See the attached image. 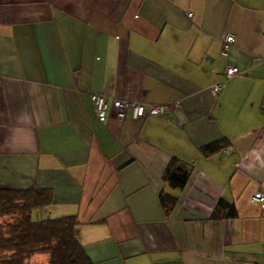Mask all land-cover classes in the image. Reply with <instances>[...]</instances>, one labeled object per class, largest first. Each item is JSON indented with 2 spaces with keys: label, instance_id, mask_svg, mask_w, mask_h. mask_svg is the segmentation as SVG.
Masks as SVG:
<instances>
[{
  "label": "crops",
  "instance_id": "crops-1",
  "mask_svg": "<svg viewBox=\"0 0 264 264\" xmlns=\"http://www.w3.org/2000/svg\"><path fill=\"white\" fill-rule=\"evenodd\" d=\"M93 93L169 109L99 122ZM0 187L51 190L32 219L74 216L95 264H264V0H0Z\"/></svg>",
  "mask_w": 264,
  "mask_h": 264
},
{
  "label": "trees",
  "instance_id": "trees-1",
  "mask_svg": "<svg viewBox=\"0 0 264 264\" xmlns=\"http://www.w3.org/2000/svg\"><path fill=\"white\" fill-rule=\"evenodd\" d=\"M226 146L223 139L201 147L209 157ZM162 179L172 189H183L188 173L176 158L168 162ZM49 189H12L0 187V264H95L75 235L78 221L74 216L34 221L32 212L53 202ZM166 211L172 204L160 196ZM232 204L220 200L212 213L213 219L234 218Z\"/></svg>",
  "mask_w": 264,
  "mask_h": 264
},
{
  "label": "built area",
  "instance_id": "built-area-1",
  "mask_svg": "<svg viewBox=\"0 0 264 264\" xmlns=\"http://www.w3.org/2000/svg\"><path fill=\"white\" fill-rule=\"evenodd\" d=\"M234 41V36L231 33H226L222 37L220 54L223 57L227 56L228 51L234 44ZM238 74V69L236 67L228 66L226 68V78H233ZM221 89V84H215L211 87V93L213 95H218ZM90 99L99 122H105L110 114H113L119 121H124L126 119L139 120L148 116L159 117L165 114L169 109L166 106L145 107L142 104L123 99H114L109 102L108 98L104 94L93 93L90 95ZM175 106H178V103H176ZM251 201L258 203L261 208H264V193L260 190H256L251 197Z\"/></svg>",
  "mask_w": 264,
  "mask_h": 264
},
{
  "label": "rangeland",
  "instance_id": "rangeland-1",
  "mask_svg": "<svg viewBox=\"0 0 264 264\" xmlns=\"http://www.w3.org/2000/svg\"><path fill=\"white\" fill-rule=\"evenodd\" d=\"M41 264V263H40Z\"/></svg>",
  "mask_w": 264,
  "mask_h": 264
}]
</instances>
